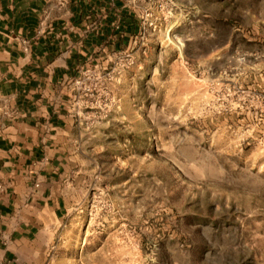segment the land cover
Masks as SVG:
<instances>
[{
	"label": "rangeland",
	"instance_id": "1",
	"mask_svg": "<svg viewBox=\"0 0 264 264\" xmlns=\"http://www.w3.org/2000/svg\"><path fill=\"white\" fill-rule=\"evenodd\" d=\"M168 5L76 79L84 164L47 264H264V0Z\"/></svg>",
	"mask_w": 264,
	"mask_h": 264
},
{
	"label": "crops",
	"instance_id": "2",
	"mask_svg": "<svg viewBox=\"0 0 264 264\" xmlns=\"http://www.w3.org/2000/svg\"><path fill=\"white\" fill-rule=\"evenodd\" d=\"M136 14L128 0H0V264L48 263L84 164L76 79L129 45Z\"/></svg>",
	"mask_w": 264,
	"mask_h": 264
},
{
	"label": "built area",
	"instance_id": "3",
	"mask_svg": "<svg viewBox=\"0 0 264 264\" xmlns=\"http://www.w3.org/2000/svg\"><path fill=\"white\" fill-rule=\"evenodd\" d=\"M142 5L146 6V8L142 7ZM128 7L136 12L137 10L145 8L143 9L145 18L151 19L150 26H152L153 29L156 28L158 16L164 17V23L168 22V20L173 16V10L171 8L172 6L168 5V0H128Z\"/></svg>",
	"mask_w": 264,
	"mask_h": 264
}]
</instances>
